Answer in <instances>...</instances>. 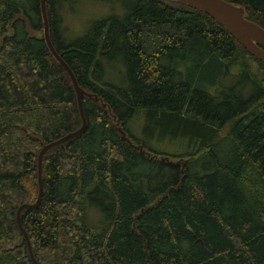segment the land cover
I'll use <instances>...</instances> for the list:
<instances>
[{
	"label": "trees",
	"instance_id": "1",
	"mask_svg": "<svg viewBox=\"0 0 264 264\" xmlns=\"http://www.w3.org/2000/svg\"><path fill=\"white\" fill-rule=\"evenodd\" d=\"M116 1L65 42L71 0H46L87 128L46 152L21 213L37 264H264V63L189 6ZM224 1L264 29V0ZM81 126L40 0H0V264H33L17 211L41 150Z\"/></svg>",
	"mask_w": 264,
	"mask_h": 264
},
{
	"label": "water",
	"instance_id": "2",
	"mask_svg": "<svg viewBox=\"0 0 264 264\" xmlns=\"http://www.w3.org/2000/svg\"><path fill=\"white\" fill-rule=\"evenodd\" d=\"M167 1L184 4L211 17L216 22H218L223 28H225L247 51H249L252 55H254L257 59H259L264 63V29L256 25L255 23L248 21L245 18V10L243 8L234 6L224 0H167ZM40 12L43 20L44 40L46 42V45L50 53L53 55L55 60L61 65V67L65 70V72L68 74V76L71 79L77 98L82 126L78 131L73 132L58 141L46 145L41 150L38 157V186H39L38 199L34 205H23L17 211L16 222L27 243L28 252L33 264H37V261L33 255L29 238L21 226L20 216L22 211L35 210L40 205L44 192L43 179H42L43 157L47 151L51 150L52 148L58 147L75 137H78L87 128V120L85 118L84 109H83V98L85 96V93L79 87L73 72L70 70L67 64L62 60V58L56 52L52 44V41L50 39V29H49V22L47 16L46 0H40ZM18 18L24 21L26 32L28 33V35L33 36V31L30 28V23L28 22V20L24 16H18ZM119 133L121 135L122 140L126 142H130L126 138L125 133L121 129H119ZM162 160L169 163L172 166L181 167L182 170L184 169L183 162H176V163L170 162L168 158H163ZM199 243L201 242L199 241Z\"/></svg>",
	"mask_w": 264,
	"mask_h": 264
},
{
	"label": "rangeland",
	"instance_id": "3",
	"mask_svg": "<svg viewBox=\"0 0 264 264\" xmlns=\"http://www.w3.org/2000/svg\"><path fill=\"white\" fill-rule=\"evenodd\" d=\"M71 2L64 4L61 10V16H64L63 34L65 42H71L82 37L89 22L121 14L120 4L116 0H71ZM139 126L133 127L134 135L137 137L140 135ZM158 148L167 151L169 146L163 143ZM176 149L179 151L181 148L176 147Z\"/></svg>",
	"mask_w": 264,
	"mask_h": 264
}]
</instances>
